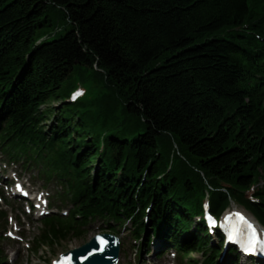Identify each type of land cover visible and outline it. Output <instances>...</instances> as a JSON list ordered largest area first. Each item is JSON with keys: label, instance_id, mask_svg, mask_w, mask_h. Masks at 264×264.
Returning <instances> with one entry per match:
<instances>
[{"label": "trees", "instance_id": "trees-1", "mask_svg": "<svg viewBox=\"0 0 264 264\" xmlns=\"http://www.w3.org/2000/svg\"><path fill=\"white\" fill-rule=\"evenodd\" d=\"M245 24L263 39L237 33ZM263 53L264 0H0L4 143L57 142L80 211L132 215L138 233L215 264L192 219L204 190L213 212L237 197L264 223ZM76 78L86 97L49 108ZM253 184L257 203L243 194Z\"/></svg>", "mask_w": 264, "mask_h": 264}, {"label": "bare ground", "instance_id": "bare-ground-1", "mask_svg": "<svg viewBox=\"0 0 264 264\" xmlns=\"http://www.w3.org/2000/svg\"><path fill=\"white\" fill-rule=\"evenodd\" d=\"M70 239V235H68L66 232L54 229L44 236V245H46L48 249L53 247L58 248L62 247Z\"/></svg>", "mask_w": 264, "mask_h": 264}, {"label": "rangeland", "instance_id": "rangeland-1", "mask_svg": "<svg viewBox=\"0 0 264 264\" xmlns=\"http://www.w3.org/2000/svg\"><path fill=\"white\" fill-rule=\"evenodd\" d=\"M65 28H67V26H63L61 29H62V31L61 32H59L58 34H57V36H59L60 34H62L63 32H64V29ZM45 37H47V36H44V37H42L41 38V41L42 40H44L45 39ZM64 102V101H63ZM60 104V101H53V102H51L49 105H48V107L50 108V107H52V106H58ZM44 107V106H43ZM51 121H52V119H51ZM50 121V122H51ZM53 122V121H52ZM46 124H48V121H47V123ZM93 230L91 229V228H89V230H88V232H87V237H89V236H91V234H93ZM83 241V239H73V240H69L65 245H63L62 247H58L57 249H63L64 247H66V246H72V245H78V244H80L81 242ZM39 255V254H38ZM38 255H35V257H37ZM195 256H197V255H195ZM23 262H24V259H23ZM34 262L36 263V264H41V262H39L38 260H35L34 259ZM249 262L247 261V260H245V261H243L242 262V264H248ZM31 264H33V262H31Z\"/></svg>", "mask_w": 264, "mask_h": 264}, {"label": "snow or ice", "instance_id": "snow-or-ice-1", "mask_svg": "<svg viewBox=\"0 0 264 264\" xmlns=\"http://www.w3.org/2000/svg\"><path fill=\"white\" fill-rule=\"evenodd\" d=\"M239 215V214H237ZM249 227H252L251 225H249ZM100 241L102 244H106L107 241H105L102 237L100 238ZM258 243V239L256 237V234H255V230L253 229V235H252V239L250 240L249 244L244 248V251L247 252V253H255L257 251V245ZM100 251H103V249H99ZM89 255H92V253H89ZM67 259H71L70 257H68Z\"/></svg>", "mask_w": 264, "mask_h": 264}]
</instances>
